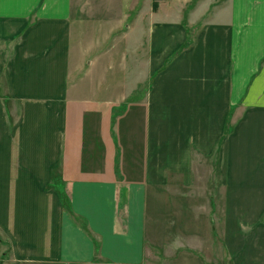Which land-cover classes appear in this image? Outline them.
<instances>
[{
    "label": "crops",
    "instance_id": "crops-1",
    "mask_svg": "<svg viewBox=\"0 0 264 264\" xmlns=\"http://www.w3.org/2000/svg\"><path fill=\"white\" fill-rule=\"evenodd\" d=\"M155 259L264 264V0H0V264Z\"/></svg>",
    "mask_w": 264,
    "mask_h": 264
},
{
    "label": "rangeland",
    "instance_id": "rangeland-1",
    "mask_svg": "<svg viewBox=\"0 0 264 264\" xmlns=\"http://www.w3.org/2000/svg\"><path fill=\"white\" fill-rule=\"evenodd\" d=\"M203 24L205 23V22H202ZM113 72L114 71H117V69H115V70H112ZM110 75H112V73H110ZM124 77V76H123ZM113 121L115 122V119H113ZM108 118H106V123H105V125L107 126L108 124ZM211 187V189H213L214 188V186H210ZM151 263L152 264H163L164 262H163V260H160V259H155L154 261H151Z\"/></svg>",
    "mask_w": 264,
    "mask_h": 264
}]
</instances>
